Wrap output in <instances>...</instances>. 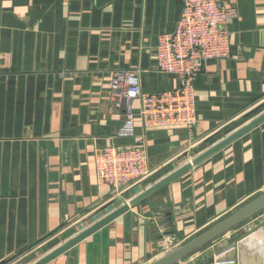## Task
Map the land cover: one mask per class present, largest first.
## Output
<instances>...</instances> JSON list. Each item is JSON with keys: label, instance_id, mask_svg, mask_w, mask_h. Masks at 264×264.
I'll return each instance as SVG.
<instances>
[{"label": "crops", "instance_id": "crops-1", "mask_svg": "<svg viewBox=\"0 0 264 264\" xmlns=\"http://www.w3.org/2000/svg\"><path fill=\"white\" fill-rule=\"evenodd\" d=\"M239 9L230 56L195 81L197 124L120 137L111 73L138 70L144 92L173 89L156 45L182 0H2L0 264H34L264 113V0ZM142 145L153 174L114 197L97 178L106 146ZM264 192V121L46 264H149ZM178 264H264V210Z\"/></svg>", "mask_w": 264, "mask_h": 264}, {"label": "built area", "instance_id": "built-area-1", "mask_svg": "<svg viewBox=\"0 0 264 264\" xmlns=\"http://www.w3.org/2000/svg\"><path fill=\"white\" fill-rule=\"evenodd\" d=\"M182 5L175 31L160 34L156 45L157 69L161 74L177 77L176 88L144 92L138 70L116 69L111 73V97L125 113L118 130L120 137L134 135L135 100L140 101L139 116L145 128L178 126L193 134L197 124L195 81L206 63L230 56V26L239 17L238 7L226 0H182ZM1 16L2 0L0 35ZM96 174L111 187L114 197H119L144 184L153 171L144 146L110 145L102 149ZM167 242V252L183 244L176 238Z\"/></svg>", "mask_w": 264, "mask_h": 264}, {"label": "water", "instance_id": "water-1", "mask_svg": "<svg viewBox=\"0 0 264 264\" xmlns=\"http://www.w3.org/2000/svg\"><path fill=\"white\" fill-rule=\"evenodd\" d=\"M264 121V113L245 126L241 127L237 131L231 133L221 141L214 144L212 147L207 149L204 153L197 156L195 159L190 161L189 163L183 165L182 167L176 169L175 171L171 172L170 174L166 175L155 184L150 186L148 189L140 193L139 195L135 196L128 202L122 204L121 206L117 207L101 219L97 220L86 229L63 243L61 246L56 248L55 250L51 251L41 259H39L34 264H46L50 262L52 259L56 258L60 254L64 253L65 251L69 250L77 243L100 229L101 227L105 226L106 224L110 223L112 220L116 219L126 211L130 210L131 208L138 205L144 199L151 196L156 191L160 190L161 188L165 187L166 185L170 184L171 182L175 181L187 171H189L192 167L200 164L205 159L209 158L228 144L232 143L237 138L241 137L245 133L249 132L251 129L259 125ZM264 210V192L257 195L251 201L222 219L221 221L217 222L216 224L212 225L199 235L188 239L183 244L175 247L171 251L161 255L157 259L153 260L149 264H178L183 259L194 253L195 251L201 249L206 244L210 243L217 237L223 235L224 233L228 232L230 229L238 226L239 224L243 223L244 221L252 218L256 214L260 213Z\"/></svg>", "mask_w": 264, "mask_h": 264}]
</instances>
